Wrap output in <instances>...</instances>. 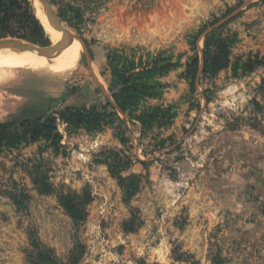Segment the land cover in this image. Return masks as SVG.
Listing matches in <instances>:
<instances>
[{"label":"rangeland","instance_id":"374dc122","mask_svg":"<svg viewBox=\"0 0 264 264\" xmlns=\"http://www.w3.org/2000/svg\"><path fill=\"white\" fill-rule=\"evenodd\" d=\"M30 1L40 20V2ZM49 1L77 43L88 46L79 43L76 67L63 74L37 65L0 66V123L107 106L119 89L108 56L122 68L176 66L147 80L139 112L160 109L147 127L130 120L97 133L69 134L62 127L61 143L41 140L4 150L0 264H34L40 251H51L57 264H261L255 254L261 227L253 215L264 216V65L253 73L235 72L233 65L257 58L264 63V3ZM237 11L235 21L217 26ZM45 31L51 41L45 47L7 39L56 48ZM207 37L217 69L229 60L213 75L201 73ZM194 59L199 80L191 92ZM119 151L129 167L122 178L141 176L126 182L128 190L102 165L109 152ZM47 186L53 194L43 193ZM61 196L72 200L83 222L64 209Z\"/></svg>","mask_w":264,"mask_h":264},{"label":"trees","instance_id":"16d2710c","mask_svg":"<svg viewBox=\"0 0 264 264\" xmlns=\"http://www.w3.org/2000/svg\"><path fill=\"white\" fill-rule=\"evenodd\" d=\"M261 1L264 3V0ZM235 20L232 19L230 23ZM7 38L21 39L42 47L51 45V41L46 36L45 28L37 18L30 0H0V40ZM198 39H200V36L196 38V42ZM209 42L210 38L206 42L208 49L203 52L205 61L203 62L202 71L203 74L213 75L219 69L228 67L229 60L224 63L223 67L217 69L210 54L211 47ZM84 43L88 46L86 41ZM226 48L227 46L224 45L223 49L225 50ZM160 59L157 58L155 61H160ZM192 61V64L189 65L190 75L188 78L190 90L195 92L199 80V60L194 59ZM107 64L112 81L119 88L117 91L112 92V99L118 106L119 111L108 102L107 106H102L101 108L95 106L90 108H66L49 117L37 118L23 124H19L17 121L0 123V157L5 149L16 148L23 144H31L41 140H52L53 142L55 139L57 143H61L63 136L59 130L62 127L67 133L72 134L79 130H87L93 133L103 132L106 128L116 127L117 124L125 126V122L121 119L119 112L127 115L130 121L140 123L143 127L151 125L153 120L158 117L160 109L149 108L142 114L139 112L142 99L147 97V80H150L152 76L153 78L165 76L176 65L168 63L167 65L159 66L158 69V67L143 66L142 63L139 67L133 63L130 68H122L119 66L117 57L114 58L112 56L107 57ZM263 65L264 63L257 58L255 61L250 59L247 63L235 64L233 69L235 72L238 69H243L244 73H253L256 68ZM253 104H256V102L253 101ZM119 140L121 143L127 142V139L121 138ZM122 156L123 153L120 151L109 152L102 165L108 168L109 173L119 181L120 186L128 190L125 185L126 182L134 183L141 176L130 175L127 179L122 178L123 171L129 168L127 163H123ZM140 163L148 165L147 162ZM45 188L44 194H53L51 187L47 186ZM135 195L136 190L129 193L130 197ZM60 202L75 221H84L83 217L78 218L76 216L75 207L69 197L61 196ZM34 264H57V260L54 259L51 251H40L37 255V263ZM140 264L147 263L142 261Z\"/></svg>","mask_w":264,"mask_h":264},{"label":"bare ground","instance_id":"6f19581e","mask_svg":"<svg viewBox=\"0 0 264 264\" xmlns=\"http://www.w3.org/2000/svg\"><path fill=\"white\" fill-rule=\"evenodd\" d=\"M35 7L37 9L38 17L43 22L44 27L47 30V33H49L51 40L56 44V48H54V50L58 48L60 49L62 45L65 43L64 36L61 33L52 29V27L49 24V21L47 20L45 14L43 13V10L41 8V2L40 4L38 2L35 3ZM70 48H72L71 52L68 55H66L64 58L60 59L61 57H58L56 59H51V60L40 57L37 51H35L34 53H25V54L12 53V52H0V54H2L1 55L2 57H0V66L4 67L6 64H9V63L16 64L17 66L35 67L37 65L38 67L46 71H49L55 74H63V73L71 71L72 69L76 67L78 60H79V55L81 53V45L77 43L76 40L63 53L68 51ZM12 55H17V56L15 57Z\"/></svg>","mask_w":264,"mask_h":264},{"label":"water","instance_id":"95a60500","mask_svg":"<svg viewBox=\"0 0 264 264\" xmlns=\"http://www.w3.org/2000/svg\"><path fill=\"white\" fill-rule=\"evenodd\" d=\"M39 1L43 5V13L45 14L47 20L49 21V24L52 27V29L61 33L64 36L65 43L62 45V47L60 49L54 50L53 48H39L33 44L25 43L20 40L2 39L0 40V52L25 54V53H34L35 51H37L40 57L51 60L60 57L62 53L74 43L75 37L64 26L59 15L54 10L51 2L49 0H39ZM250 2L247 3V7L251 5ZM238 16H239V12L237 11L232 15L224 18V20H222L217 26L220 27L222 25L230 23L232 19H236ZM78 41L82 45L83 49H85L86 45L84 41L81 40ZM201 73H202V69H201ZM108 99L110 100L114 108L119 111V108L112 99V97H108Z\"/></svg>","mask_w":264,"mask_h":264},{"label":"crops","instance_id":"0c3cea01","mask_svg":"<svg viewBox=\"0 0 264 264\" xmlns=\"http://www.w3.org/2000/svg\"><path fill=\"white\" fill-rule=\"evenodd\" d=\"M108 99V98H107ZM108 102H110V100L108 99ZM111 103V102H110ZM114 107V106H113ZM118 111V110H117ZM119 115L121 117V119L125 122L126 125H128L129 123V118L127 115H123L122 113L119 112ZM132 123H137V122H132ZM253 215V219H254V224L256 226H260L261 227V238L260 241H258L255 245L258 246L260 245V249L255 251V254H257L258 260H260L261 264H264V216L262 214L259 213V211L256 210V212L254 211Z\"/></svg>","mask_w":264,"mask_h":264}]
</instances>
